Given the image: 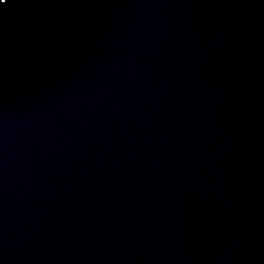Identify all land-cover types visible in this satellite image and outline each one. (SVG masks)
<instances>
[{"label": "water", "instance_id": "obj_1", "mask_svg": "<svg viewBox=\"0 0 264 264\" xmlns=\"http://www.w3.org/2000/svg\"><path fill=\"white\" fill-rule=\"evenodd\" d=\"M0 264H264V0H0Z\"/></svg>", "mask_w": 264, "mask_h": 264}]
</instances>
